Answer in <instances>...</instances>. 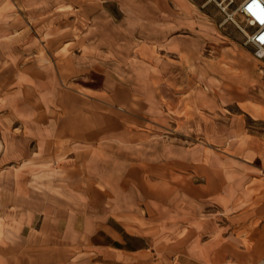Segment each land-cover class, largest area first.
Masks as SVG:
<instances>
[{
    "label": "crops",
    "instance_id": "0c3cea01",
    "mask_svg": "<svg viewBox=\"0 0 264 264\" xmlns=\"http://www.w3.org/2000/svg\"><path fill=\"white\" fill-rule=\"evenodd\" d=\"M58 1L0 0V86L5 88L0 109L10 112L23 146L34 143L38 150L13 172L17 204L11 202L0 220V264L256 259L264 244V202L256 204L264 187V135L249 130L245 114L237 113L213 142L196 139L171 152L121 155V148L151 136L154 117L169 114V102L178 105L161 93L165 79L154 67L167 62L169 51L181 62L186 45L173 50L156 40L139 50L135 44L133 58L149 70L144 81L135 73L121 81L105 72L102 85H91L80 78L102 66L96 47L94 57L79 46L64 60L47 54L49 59L40 61L34 22L52 15L39 9L41 3L51 2L53 9ZM60 1L87 9V0L78 7L75 0ZM144 1L167 12L163 0ZM90 3L93 12L103 8V0ZM86 11L69 20L89 18ZM181 12L175 17L194 23V14L184 6ZM9 68L15 71L10 80ZM146 83L149 92L141 87ZM210 94L194 97V109L205 102L209 109L215 106ZM197 110L192 117L200 115ZM204 130L214 132L209 126Z\"/></svg>",
    "mask_w": 264,
    "mask_h": 264
},
{
    "label": "rangeland",
    "instance_id": "374dc122",
    "mask_svg": "<svg viewBox=\"0 0 264 264\" xmlns=\"http://www.w3.org/2000/svg\"><path fill=\"white\" fill-rule=\"evenodd\" d=\"M75 1L78 7L86 0ZM87 1V9L83 7L81 11L60 0L53 9L51 2L40 4L41 11L50 9L52 14L34 22L39 31L40 61L48 60L47 54L63 59L79 46L94 57L96 47L102 66L78 78L100 86L105 72L121 81L127 79L128 73H135L143 81L148 77V66L133 58L132 47L135 44L140 45L139 50L156 43L152 42L156 40H161L160 45H168L173 50L178 44L186 45L179 58L181 62L173 61L178 57L175 51H169L165 58L167 62L162 61L154 67L165 79L160 86L161 93L174 99L178 105L169 102V114L154 117L151 136L136 146L121 148V155L140 157V154L168 152L176 144L188 146L196 139L213 142L215 135L229 129L237 113L245 114L243 119L249 130L264 135V52L257 54L255 46L246 41L245 33L251 28L236 12L242 0H163L168 8L166 13L144 0H103V8L93 12L92 0ZM183 6L187 14H194V23L175 17L182 14ZM85 10L92 14L89 18L69 20L81 16L78 14H84ZM61 16L65 17L64 20ZM142 17L150 21L144 22ZM85 37L88 42H84ZM14 72V68H9V80ZM153 81L158 86L155 78ZM141 87L150 91L149 83ZM3 89L4 86H0V97ZM208 92L214 95L216 105L209 109L205 102V106L198 109L200 112L196 107L194 109L193 98L197 95L205 97ZM193 110L200 115L192 117V113H196ZM204 111H209L212 116H207ZM208 126L213 133L204 130ZM15 128L10 112L5 114L0 109V220L8 205L16 203L12 192L13 172L26 157L38 151L34 143L23 146L22 133ZM262 202L264 187L257 193L256 204ZM260 216L262 218L264 214ZM246 264H264V244L257 258Z\"/></svg>",
    "mask_w": 264,
    "mask_h": 264
},
{
    "label": "built area",
    "instance_id": "2783aa9c",
    "mask_svg": "<svg viewBox=\"0 0 264 264\" xmlns=\"http://www.w3.org/2000/svg\"><path fill=\"white\" fill-rule=\"evenodd\" d=\"M236 12L251 28L250 32L245 33L246 41L255 46L257 54H261L264 52V0H242Z\"/></svg>",
    "mask_w": 264,
    "mask_h": 264
}]
</instances>
